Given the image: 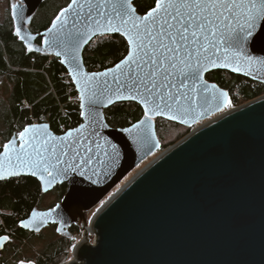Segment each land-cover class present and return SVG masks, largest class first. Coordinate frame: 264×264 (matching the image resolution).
<instances>
[{
	"label": "water",
	"instance_id": "95a60500",
	"mask_svg": "<svg viewBox=\"0 0 264 264\" xmlns=\"http://www.w3.org/2000/svg\"><path fill=\"white\" fill-rule=\"evenodd\" d=\"M135 1L132 0L133 7ZM43 2L18 0L11 7L14 36L27 53L59 60L79 96L81 124L60 135L46 123L35 125L38 139L33 143L50 137V144L59 145V138L69 132L73 138L78 134L87 136L93 143L92 152L87 154L90 163L63 175L56 176L54 172L55 179L38 169H33L36 175H32L29 163L21 167L16 153H8L11 165L21 170L18 175L5 172L0 182L30 177L37 180L44 195L56 186L66 187L59 203L46 210H33L20 222L21 229L38 234L56 226V234L70 237L69 228L82 223L84 229L87 213L101 205L89 224L92 242L84 229L83 241L74 247L69 264H264V95L225 111L229 93L205 81L208 73L223 71L264 86V43L245 45L239 64L233 59L208 64L196 81L195 91L193 81L178 73L173 82L177 87L182 82L187 84L181 91L187 92L190 99L181 98L176 104L166 95L171 108L160 101L156 109L155 104H145L133 90L132 79L137 73L130 75L127 67L123 72L115 68L121 61L99 72H88L84 66L83 52L93 39L119 35L129 51L124 35L114 31L100 34L94 23L97 11L93 9V19L89 20L87 4L77 10L80 15L70 10L60 20L56 17L53 22H63L62 29H53L52 22L48 29L32 33L29 26ZM107 12L111 13L110 7ZM136 14L141 16L137 11ZM261 24L264 21L258 22V27ZM17 29L20 36L16 35ZM221 55L232 57L233 53L222 51ZM176 91L171 89L173 94ZM122 103L137 104L144 116L130 127L111 128L104 112ZM158 119L195 128L122 184L158 153ZM32 126L25 127L30 129L26 140L33 135ZM24 129L6 144H14L19 151V134ZM34 160L33 157L30 163ZM0 165L10 167L4 146ZM91 169L100 173L99 177L92 176ZM8 242L9 239L0 240V254Z\"/></svg>",
	"mask_w": 264,
	"mask_h": 264
},
{
	"label": "snow or ice",
	"instance_id": "6c2138e0",
	"mask_svg": "<svg viewBox=\"0 0 264 264\" xmlns=\"http://www.w3.org/2000/svg\"><path fill=\"white\" fill-rule=\"evenodd\" d=\"M85 4L88 6L89 20L93 19V9L97 11L94 23L100 34L114 31L125 36L129 45L128 55L115 68L123 72V68L127 67L130 75L135 71L137 74L132 79L133 90L143 98L145 104H155L156 109L160 108V101L171 108L172 105L165 99L166 95L176 104H179L181 98L190 99L187 92L181 91L188 85L182 82L177 87L173 82L178 73L180 77L193 81L192 90L195 91L196 81L208 64L215 65L218 60L229 59L239 64L245 45L264 43V24L258 27V22L264 21V0H156L155 7L144 16L136 14L132 0H96L95 4L92 0H84V3L71 0L68 8L56 19L60 20L70 10L80 15L77 10L83 9ZM109 7L111 13L107 12ZM117 20L118 24L115 23ZM63 26V22L60 25L53 22L52 28L60 30ZM16 35L20 36L19 29ZM222 51H231L233 55L222 56ZM114 78L119 81L118 76ZM172 88L177 89L175 94L171 92ZM36 129L37 126L33 125V135L27 140L25 136L30 129L25 128L19 134V151L14 144L4 145L10 167L5 169L0 165V179L4 178L5 172L18 175L21 170L11 165L12 158L8 155L10 151L16 153V160L21 167L29 163L32 175H36L33 169H38L49 176H53L54 172L59 176L90 163L91 157L87 154L92 152L93 141H89L87 136L78 134L73 138L72 132H69L59 138V145L50 144V137L33 143L38 139ZM76 131L80 133L79 129ZM82 150L84 155H81ZM105 155L108 153L105 152ZM33 157L34 163H30ZM61 165L64 167L61 168ZM91 172L92 176L100 175L95 169H91ZM22 226L28 227L27 224ZM0 240L7 241L8 237L4 236Z\"/></svg>",
	"mask_w": 264,
	"mask_h": 264
},
{
	"label": "trees",
	"instance_id": "16d2710c",
	"mask_svg": "<svg viewBox=\"0 0 264 264\" xmlns=\"http://www.w3.org/2000/svg\"><path fill=\"white\" fill-rule=\"evenodd\" d=\"M70 0H44L33 17L29 30L40 33L49 28L58 14ZM156 0H136L134 7L141 16L155 7ZM128 47L119 35L102 36L93 39L83 52L84 66L88 72H99L119 63L127 54ZM0 81L7 89L0 96V143L4 146L12 135L32 124L33 119H44L54 134L60 135L81 124L79 102L74 100L77 93L72 82L58 59L36 53H27L24 45L14 36V26L10 12L0 24ZM205 81L214 83L229 93L226 110L236 108L264 95V86L240 76L223 71H215L205 76ZM1 84V83H0ZM1 86V85H0ZM105 120L111 128L124 129L140 121L144 114L134 103L115 104L104 112ZM157 133H160L163 120H156ZM184 129L179 135L185 137L193 128ZM184 134V135H183ZM166 149V146H162ZM1 152V148H0ZM66 187L56 186L52 192L56 202L64 197ZM46 195V194H45ZM41 193L37 180L30 177L13 178L0 182V237L7 236L10 241L0 255V264H63L79 226H73L71 239L56 234L54 227L52 239L37 251L32 259L23 261L20 249L24 244L33 246L43 239L42 232H25L20 222L39 207L45 196ZM47 208V209H49Z\"/></svg>",
	"mask_w": 264,
	"mask_h": 264
},
{
	"label": "rangeland",
	"instance_id": "374dc122",
	"mask_svg": "<svg viewBox=\"0 0 264 264\" xmlns=\"http://www.w3.org/2000/svg\"><path fill=\"white\" fill-rule=\"evenodd\" d=\"M17 1L18 0H0V24L3 22L4 17L7 14V12H10L11 7L14 6ZM37 13H38V11L34 15V17L36 15H38ZM0 83H1L0 84L1 85L0 86V93H3L7 89V86L5 85V82L4 81H0ZM229 110H231V109H229ZM225 111H228V109L227 110L225 109ZM183 132H184V129H182V128H176V127L170 125L169 123L162 122L161 123V126H160V133H157L158 138L160 140V149H159L158 153L156 155H154L152 158H150L149 160H147L143 165H141L137 170H135L130 176H128V178H126L122 182V184H124L127 180H129L138 170H140L142 167H144L148 162H150L152 159H154L158 154H160L161 152H163L165 150V149L164 150L162 149V146L163 145L166 146V149H167L170 146H172L175 143H177L179 140H181L183 137L182 136H179V135H181ZM114 192H112L110 194V196ZM106 200L107 199H105L104 202ZM55 202H56V197H55L54 194H46L41 199L40 204H39V207L41 209H43V210H46L51 205H53ZM100 206L96 207L95 209H93L92 211H90L86 215V227H89V224H90L91 219L95 215L96 211L100 208ZM48 228H46V229H44L42 231L43 239L41 241L40 240L39 241L36 240L35 243L33 244V246L28 245V244H24V246L20 249V257H21V259L23 261L32 259L33 256L37 253V251L40 250L44 246L45 243H47L49 240L52 239L51 236L54 235V234H52V231L50 229H48ZM84 229H83V226H80L79 225L78 235H76L74 237L73 243H72V247L68 251V254L65 257V259H64L65 261H64L63 264H69L73 260V249H74V247L78 243H80L81 241H83V238H84V232H83V230ZM57 235L58 234H55L54 236H57ZM88 237L92 241V239H93L92 233H90Z\"/></svg>",
	"mask_w": 264,
	"mask_h": 264
},
{
	"label": "built area",
	"instance_id": "2783aa9c",
	"mask_svg": "<svg viewBox=\"0 0 264 264\" xmlns=\"http://www.w3.org/2000/svg\"><path fill=\"white\" fill-rule=\"evenodd\" d=\"M74 100L75 101H77V102H79L80 100H79V96H78V94L76 95V97H74ZM44 122V119L42 118V119H40V120H38V119H33L32 120V124L31 125H39V124H42ZM0 148H1V150H2V148H3V146H2V144L0 143ZM80 226H83V224L82 223H80ZM85 228V230L87 229V228H90V227H84ZM91 230V229H90ZM93 237V236H92ZM90 240V239H89ZM90 242H92L91 240H90Z\"/></svg>",
	"mask_w": 264,
	"mask_h": 264
},
{
	"label": "flooded vegetation",
	"instance_id": "af4514ba",
	"mask_svg": "<svg viewBox=\"0 0 264 264\" xmlns=\"http://www.w3.org/2000/svg\"><path fill=\"white\" fill-rule=\"evenodd\" d=\"M109 36H110V35H109ZM99 37H102V36H99ZM96 38H97V37H96ZM37 43L40 44V42H37ZM87 214H88V213H87ZM79 225H80V223H79ZM79 225H78V226H79ZM73 226H76V225H73ZM73 226H71V227L69 228V234H70V237H66V238H68V239H71V238H72V236H71V230H72ZM49 227H51V226H49ZM52 227H54L55 230H56V226H52ZM8 239H9V238H8ZM9 241H10V239H9ZM8 243H9V242H8ZM8 243H7V244H8ZM7 244H6V245H7ZM6 245H5V246H6ZM1 253H2V252H1ZM0 255H1V254H0Z\"/></svg>",
	"mask_w": 264,
	"mask_h": 264
},
{
	"label": "bare ground",
	"instance_id": "6f19581e",
	"mask_svg": "<svg viewBox=\"0 0 264 264\" xmlns=\"http://www.w3.org/2000/svg\"><path fill=\"white\" fill-rule=\"evenodd\" d=\"M85 232H86V235L89 236V234L91 233L90 228H87V229L85 230Z\"/></svg>",
	"mask_w": 264,
	"mask_h": 264
},
{
	"label": "crops",
	"instance_id": "0c3cea01",
	"mask_svg": "<svg viewBox=\"0 0 264 264\" xmlns=\"http://www.w3.org/2000/svg\"><path fill=\"white\" fill-rule=\"evenodd\" d=\"M3 94H4V93H0V96L4 97Z\"/></svg>",
	"mask_w": 264,
	"mask_h": 264
}]
</instances>
